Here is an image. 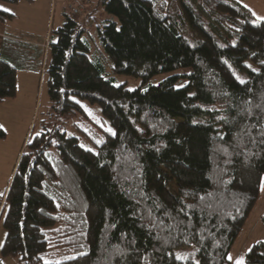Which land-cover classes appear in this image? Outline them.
<instances>
[{"label": "trees", "instance_id": "16d2710c", "mask_svg": "<svg viewBox=\"0 0 264 264\" xmlns=\"http://www.w3.org/2000/svg\"><path fill=\"white\" fill-rule=\"evenodd\" d=\"M102 3L120 21L98 26L114 70L142 85L105 78L74 18L52 29L55 113L87 116L88 100L115 135L93 121L85 144L59 129L28 142L0 197L2 255L25 264H197L174 253L195 246L199 264H233L226 257L264 179V19L254 22L242 0ZM14 18L0 10L1 23ZM180 69L190 72L150 85ZM18 70L0 55V103L17 97ZM181 77L188 82L177 87ZM6 137L0 128V141ZM251 248L245 264H264V243Z\"/></svg>", "mask_w": 264, "mask_h": 264}, {"label": "rangeland", "instance_id": "374dc122", "mask_svg": "<svg viewBox=\"0 0 264 264\" xmlns=\"http://www.w3.org/2000/svg\"><path fill=\"white\" fill-rule=\"evenodd\" d=\"M253 12L254 22H259L264 17V0H242ZM0 6L9 7L16 12L13 26L18 33L24 34L31 31L30 38L40 43L44 52L37 56L33 55L31 61L19 65L15 61L18 71V92L14 99H9L0 103V125H3L7 137L0 141V197L7 192L17 163L26 150L29 141H32L37 132H54L59 129L66 133L78 136L85 144L86 131L89 130L87 123H98L108 130L112 128L109 120L102 114L101 108L97 104H91L88 100H83L82 105L85 113L77 112L73 114H56L49 96L48 68L51 62V54L45 53V43L48 42L51 30H56L63 26L68 16L74 18L86 32L84 38L91 45V58L102 65V75L111 80L116 85H125L130 90H135L142 85V78L127 74H119L114 70V64L101 42L98 34V26L106 20L119 19L105 11L102 0H91L88 4L79 3L77 0H35L34 2L21 1L11 4L0 1ZM71 6L78 9L75 14ZM11 12V11H9ZM11 23V21H9ZM184 35L187 39L194 41L196 38L188 27L183 24ZM13 30V29H11ZM220 35H225V30L220 26L215 28ZM224 43L230 41L228 34ZM233 41V40H231ZM34 53V52H33ZM28 70H23V69ZM236 77L246 81L248 76L233 69ZM190 69H180L177 71L163 73L155 76L150 85H159L163 81L175 75L189 73ZM240 81V80H239ZM187 78H179L175 83L177 87L187 84ZM55 137V136H54ZM264 183V179H263ZM1 205V204H0ZM264 191H261L259 201L247 220L245 227L240 233L231 255L236 258H245L247 249L257 241H264ZM4 228V217L0 219V262L2 264H25L20 261V257H4L2 247L6 239ZM175 255L184 257L182 260L193 259L198 261L197 248L195 246L182 247L174 251Z\"/></svg>", "mask_w": 264, "mask_h": 264}, {"label": "crops", "instance_id": "0c3cea01", "mask_svg": "<svg viewBox=\"0 0 264 264\" xmlns=\"http://www.w3.org/2000/svg\"><path fill=\"white\" fill-rule=\"evenodd\" d=\"M3 8L10 9L9 7L6 6H4ZM11 13H14L15 16L17 15L14 10H11ZM14 20H12L11 23L0 22V55L9 62H11L13 65H15V61L18 62L19 65H23L25 62L31 61L34 54L39 56L44 52V50L40 47L39 42H36L35 39L30 38L32 33L30 32L31 29L30 31L24 32V34L16 32L15 28L11 26L13 25ZM49 39L50 36L47 40L48 42L45 43L46 44L45 53L48 52V54H49V47H48ZM18 69L20 68L18 67ZM23 70H28V69L24 68Z\"/></svg>", "mask_w": 264, "mask_h": 264}, {"label": "snow or ice", "instance_id": "6c2138e0", "mask_svg": "<svg viewBox=\"0 0 264 264\" xmlns=\"http://www.w3.org/2000/svg\"><path fill=\"white\" fill-rule=\"evenodd\" d=\"M245 7H248V6L245 5ZM0 10H3L5 12L11 11L10 9L3 8V6H0ZM254 15H255V13H254ZM258 18L259 19H264V17H258ZM248 67H251V65H248ZM252 70L256 71V69H252ZM237 79L240 80V83H245V81L240 79L239 77H237ZM2 127H3V125H0V128H2ZM108 131L111 132L113 135H115V133L113 132V130L111 128H109ZM261 134L264 135V133H261ZM36 135L39 136V135H41V133L37 132ZM29 143H31V141H29ZM260 188H261V191H264V183H261ZM257 243H264V241H257ZM247 251L251 252L252 248L251 247L248 248ZM170 255H171V253H170ZM175 258L179 259V260L184 259V257L181 256V255H176ZM226 258H227L228 261H232L233 264H245V259H244L243 256H239V257L234 258L231 254H228ZM0 264H2V262H0ZM49 264H51V262H49ZM197 264H199L198 261H197Z\"/></svg>", "mask_w": 264, "mask_h": 264}, {"label": "built area", "instance_id": "2783aa9c", "mask_svg": "<svg viewBox=\"0 0 264 264\" xmlns=\"http://www.w3.org/2000/svg\"><path fill=\"white\" fill-rule=\"evenodd\" d=\"M77 1L79 3H82V4H88V3H90L91 0H77ZM71 7H72V10L74 11L75 14H77L79 12L75 6H71Z\"/></svg>", "mask_w": 264, "mask_h": 264}]
</instances>
